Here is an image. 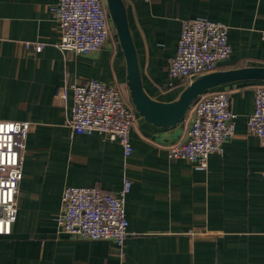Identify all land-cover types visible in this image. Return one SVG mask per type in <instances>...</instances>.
<instances>
[{
    "label": "crops",
    "instance_id": "obj_1",
    "mask_svg": "<svg viewBox=\"0 0 264 264\" xmlns=\"http://www.w3.org/2000/svg\"><path fill=\"white\" fill-rule=\"evenodd\" d=\"M60 0H0V121L28 122L18 218L0 235V264H264V143L249 134L255 88L240 81L226 91L238 116L236 134L206 169L169 157L185 139L182 122L160 127L137 112L133 153L100 134L79 135L69 125L73 94L58 87L98 80L118 86L132 102L127 61L118 38L101 51L74 55L60 48L53 7ZM143 87L154 100L176 101L189 81L168 70L182 23L206 18L229 28L231 57L217 71L264 67V0H124ZM26 43L44 44L42 51ZM137 111V110H136ZM126 197L129 234L123 247L61 232L58 216L68 186L97 187Z\"/></svg>",
    "mask_w": 264,
    "mask_h": 264
},
{
    "label": "built area",
    "instance_id": "obj_2",
    "mask_svg": "<svg viewBox=\"0 0 264 264\" xmlns=\"http://www.w3.org/2000/svg\"><path fill=\"white\" fill-rule=\"evenodd\" d=\"M61 29L59 48L69 54L87 55L101 51L114 38V25L106 0H60L53 7ZM229 28L206 18L184 20L169 76L177 82L189 81L216 72L232 54ZM264 36V33H263ZM27 49L40 52L41 43H26ZM73 94L69 119L79 135L100 134L119 142L125 156L133 153L131 133L137 111L122 90L98 80L61 86L56 100L64 104L68 91ZM185 139L172 145L169 157L185 160L206 169L211 155L223 153L225 143L236 134L237 115L232 111L226 91L208 90L190 108ZM248 132L264 143V83L255 88L254 110L247 122ZM28 122L0 121V235H10L18 218V194L24 177ZM134 188L126 180L117 193H104L97 187L68 186L62 195L58 216L61 232L85 240H110L123 247L129 234L126 197Z\"/></svg>",
    "mask_w": 264,
    "mask_h": 264
},
{
    "label": "water",
    "instance_id": "obj_3",
    "mask_svg": "<svg viewBox=\"0 0 264 264\" xmlns=\"http://www.w3.org/2000/svg\"><path fill=\"white\" fill-rule=\"evenodd\" d=\"M109 14L127 61V82L137 112L148 122L172 127L182 122L194 101L204 92L240 81H264V67H245L216 71L189 84L180 97L164 103L152 99L144 90L137 50L132 38L124 0H106Z\"/></svg>",
    "mask_w": 264,
    "mask_h": 264
},
{
    "label": "rangeland",
    "instance_id": "obj_4",
    "mask_svg": "<svg viewBox=\"0 0 264 264\" xmlns=\"http://www.w3.org/2000/svg\"><path fill=\"white\" fill-rule=\"evenodd\" d=\"M113 36H114V38H118L117 32H116V29L115 28L113 29Z\"/></svg>",
    "mask_w": 264,
    "mask_h": 264
}]
</instances>
